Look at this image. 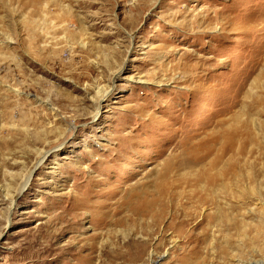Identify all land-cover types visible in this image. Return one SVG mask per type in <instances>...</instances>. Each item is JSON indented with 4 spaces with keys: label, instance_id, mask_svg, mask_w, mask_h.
Wrapping results in <instances>:
<instances>
[{
    "label": "rangeland",
    "instance_id": "obj_1",
    "mask_svg": "<svg viewBox=\"0 0 264 264\" xmlns=\"http://www.w3.org/2000/svg\"><path fill=\"white\" fill-rule=\"evenodd\" d=\"M0 264H264V0H0Z\"/></svg>",
    "mask_w": 264,
    "mask_h": 264
},
{
    "label": "bare ground",
    "instance_id": "obj_2",
    "mask_svg": "<svg viewBox=\"0 0 264 264\" xmlns=\"http://www.w3.org/2000/svg\"><path fill=\"white\" fill-rule=\"evenodd\" d=\"M107 92V94L109 93V91H106ZM107 94H105V97L106 96H108ZM104 97V96H103ZM240 132L237 130V131H235L234 133H233V135H232V137L231 138H229L228 140H227V142H226V144H225V146H224V144H222L221 143V148H219V152H221L222 154V156L223 157H225L228 153H230V152H234V151H236V150H238V151H240V150H243V149H245L246 148V145H245V142L243 143L242 141L240 142L241 144H239V142H237V141H235L238 137H240L241 135L239 134ZM210 135H215V134H210ZM210 138H211V136H210ZM212 144H210V146H211ZM214 145V144H213ZM208 147V146H207ZM206 148V147H205ZM206 151H207V149H206ZM245 151V150H244ZM246 153V152H245ZM212 154V153H211ZM240 155V154H239ZM44 156V155H43ZM195 161V160H194ZM193 161V162H194ZM40 163H42V161L40 162ZM194 164H195V162H194ZM168 172V171H167ZM170 172V171H169ZM30 176L31 175H29L28 176V178L25 180V182H24V187H26L27 185H28V183H29V180H30ZM232 187V186H231ZM5 199H7V196L5 197ZM14 203H15V201H11V206H13L14 205ZM148 208V207H147Z\"/></svg>",
    "mask_w": 264,
    "mask_h": 264
}]
</instances>
